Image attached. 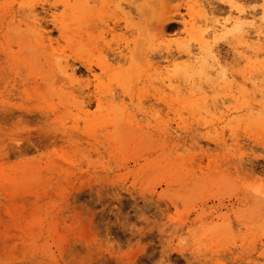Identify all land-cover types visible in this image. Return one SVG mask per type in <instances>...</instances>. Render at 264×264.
<instances>
[{
    "label": "rangeland",
    "instance_id": "obj_1",
    "mask_svg": "<svg viewBox=\"0 0 264 264\" xmlns=\"http://www.w3.org/2000/svg\"><path fill=\"white\" fill-rule=\"evenodd\" d=\"M263 6L0 0V264H264Z\"/></svg>",
    "mask_w": 264,
    "mask_h": 264
},
{
    "label": "bare ground",
    "instance_id": "obj_2",
    "mask_svg": "<svg viewBox=\"0 0 264 264\" xmlns=\"http://www.w3.org/2000/svg\"><path fill=\"white\" fill-rule=\"evenodd\" d=\"M190 8H192V7H190ZM204 11H203V14H204ZM231 11H232L231 13L234 12L235 15H232L230 13L231 16H229L228 18H226L223 21L216 20L215 22L212 21V22L209 23L208 22L209 18L207 17L206 18L207 19V22H206L207 29L205 30L206 31V34L210 35L211 33H215L217 31L225 30L229 24H234L237 28H241L243 26V23L246 22V21L250 24L249 27L255 28V30H256V25H254V23L257 22V20H256V16H257L256 13H254V12L253 13L252 12L249 13V12H246L245 10H243L241 8H236L235 10L232 9ZM208 12L211 13V15L214 14V11L213 10H209ZM260 13L263 15V18H264V6L260 9ZM204 16H205V14H204ZM204 19H205V17H204ZM262 31L263 30L261 28H259V29L256 30V35H257L258 41H257V43L252 44L251 47H254V49H255L254 51L256 53L262 54L264 56V44L261 42L262 41L261 40V33H262ZM254 42H256V41H254ZM187 56L192 61H196L197 58H198L196 56V54H194L190 50L187 51ZM66 71L68 72L67 69H66Z\"/></svg>",
    "mask_w": 264,
    "mask_h": 264
}]
</instances>
